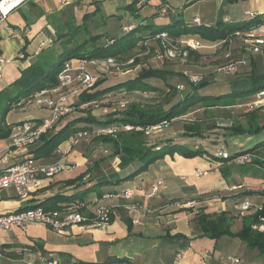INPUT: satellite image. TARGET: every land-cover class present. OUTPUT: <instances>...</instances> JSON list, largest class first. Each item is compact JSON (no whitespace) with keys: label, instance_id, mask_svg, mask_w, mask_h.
<instances>
[{"label":"crops","instance_id":"crops-1","mask_svg":"<svg viewBox=\"0 0 264 264\" xmlns=\"http://www.w3.org/2000/svg\"><path fill=\"white\" fill-rule=\"evenodd\" d=\"M133 1L22 0L5 20H0V58L4 59L0 62V90L19 78L21 70L28 67L42 49L54 43L56 31L50 15L75 2L78 3L75 7L76 19L81 23L85 13L99 8L98 14L109 16L100 21H104L103 26L114 35L130 25L132 20L123 7ZM204 1L147 0L142 11H146V15L155 13L163 2H168L174 9L184 6V10H190ZM210 1L215 3L213 8L201 13L197 10L193 16H199L205 24L216 23L220 17V7L224 4V0ZM137 6H140L139 3ZM236 8L240 12H236ZM223 11V21L245 20L249 12L264 13V0L227 3L223 5ZM171 17H157L155 21L166 23ZM262 54L257 59L264 57V51ZM256 65L258 72H264V62L262 65L257 62ZM60 92L59 87L37 92V95L32 96V101L21 107H14L8 113L7 123L12 125L25 120L48 118L51 110L40 99L54 94L58 98ZM76 101L77 96L71 97L69 103L73 109L62 118L78 116L81 109L86 108L83 104L75 106ZM69 139L56 148L61 152L55 149L49 156L29 154L41 163L60 162L65 168L50 179H41L26 200H21L13 188L4 190L0 199V213L38 205L58 193L72 194L80 191L95 184L94 177L110 178L122 173L124 169L130 171L125 166V161L121 163V158L110 154L108 149L105 150L104 158L95 159V162L91 158L98 149L90 156L88 154L91 148L85 152L74 145L69 150ZM224 140H232L242 147L250 145L251 148L255 142L264 141V130L257 135L239 134L227 136ZM11 144V136L0 138V172L20 158L19 155L10 153ZM237 150L239 148L234 152ZM259 157L264 160V149ZM222 165L223 162L207 156L187 158L176 153L156 161L131 181L113 186H95L85 196L84 212L91 216L97 205L109 206L113 209L110 222L99 227L74 225L62 233L41 223H31L25 228L15 226L10 230H0V241L8 248L0 252V264H44L37 247L46 250L53 261L59 264H71L74 261L103 263L108 259L124 260L111 264H264V254L257 249L248 248L238 237L221 236L213 239L203 236L195 219L198 209H203L206 213L226 212L230 217L232 230L238 231L244 220L251 218L257 206H264V176L258 169L234 168L231 175L225 178L220 171ZM201 170L207 171V174L198 176L197 171ZM158 179L164 181V186L158 194L151 195V187ZM72 180L76 182L70 184ZM126 187H133L135 191L131 198L119 194H104L107 191L119 192ZM243 199H249L254 207L238 213L235 205ZM189 200L195 201L194 206L183 205ZM15 245L26 248H16ZM15 253L21 254L20 257H15Z\"/></svg>","mask_w":264,"mask_h":264},{"label":"trees","instance_id":"trees-1","mask_svg":"<svg viewBox=\"0 0 264 264\" xmlns=\"http://www.w3.org/2000/svg\"><path fill=\"white\" fill-rule=\"evenodd\" d=\"M146 1L134 0L131 4L123 7L129 13L132 21L126 29L123 27L122 33L114 35L106 30V36H104V34L93 32L92 28L89 27V23H92L91 20L98 15L99 8L91 13H85L81 23L76 19L75 7H77L78 3L75 2L69 4L58 13L50 15L56 31L54 43L50 47L42 49L34 61L21 70L19 78L0 90V138L11 136L15 124H8L6 118L8 113L17 106L18 102L23 99L26 100L42 90L58 87V74L66 61L77 59L92 62L96 59H117L121 56L137 60L136 54L134 55L132 50L139 47L142 49L149 48V41L158 40L161 42V39L156 38L158 34L165 33L170 38L192 36L206 42H229L233 33L235 34L237 31L246 32L264 23V13L255 12L247 13L248 18L245 20L237 22L223 21V5L232 4L239 0H224V4L219 11L220 17L214 24L203 23L199 16L193 17L191 22L183 21V19L177 18L176 9L168 2H163L159 5L155 13L145 14V16L141 17V11ZM188 1L190 2L191 0ZM138 3L139 7L137 6ZM167 15L172 16L169 22L159 23L155 21L157 17ZM107 18L109 16L103 13L102 19ZM197 18L200 20L197 21ZM104 24V21H98L94 26H103ZM1 39L2 34L0 32ZM25 50L26 46L24 47ZM234 75L233 78L226 81L230 89L228 91L220 90L221 92L218 94L208 88L216 80L202 79L200 82H196L191 80L190 76H185L183 72L166 67L143 68L134 77L101 88L99 85L102 84L103 79L100 76V80L93 90H83L78 94L75 106L90 102H96L97 104V101L105 96L123 90L156 91L162 90L165 85V87H170L176 92L177 88H180V83L174 84L172 81L174 77H180V81L183 82L182 86L185 88L186 84L189 87V91L183 92L182 97L168 108L144 109L140 106H133L126 109L125 106L123 109H114L106 113L105 117H100L93 113L92 108L94 106L91 105L81 109V111L79 110L81 114L78 116H71L68 119L62 118V116L53 129L42 135L40 140L29 148L28 155L40 153V155L49 156L64 140L78 132L91 133L94 129H103L114 125H130L132 129L129 131L121 130L115 135L102 133L95 137L98 141L111 144L113 155L121 156V163L125 161V166L130 171L127 172L124 169L122 173L113 175L110 178L94 177L95 184L90 187H85L72 194L58 193L34 206L50 209L56 207L65 208L82 203L85 205V196L90 190L95 189V186H113L131 181L137 175L147 171L156 161L164 159L167 155L174 156L176 153L187 158L207 156L213 160L223 162L220 171L225 178L229 177L233 172L227 166L229 161L238 155L252 153L255 157L248 159L245 163H233V169L247 170L254 167L264 176V160L259 157L264 149V141L256 143L251 148L239 150V153L236 154H229L228 151L223 150V143L214 152L210 151L207 146V144L223 142V138L226 136L253 135L264 130V115L260 113V109L254 110L251 107L253 106L251 104L257 100V93L264 90V72H258L252 62L249 69L243 71H237L236 69ZM157 81H161L162 85H159L160 83ZM199 104H203L205 107L240 105L247 106L250 110L244 113V121H232L229 125L221 124L219 127L226 129L225 135L219 131L213 133L212 136L206 135L207 130H218L216 123L209 125L206 131L200 123H186L181 135L160 137L154 141H148L146 137L147 128L163 121L172 122L175 118L187 113ZM200 139L207 141V144L200 142ZM75 182L76 180H72L69 183L73 184ZM132 188L126 187L119 192L107 191L104 194L124 196L125 192L132 190ZM260 216H264V206L262 209H257L251 215V218L245 219L242 228L238 231L232 230L230 217L227 216L226 212L206 213L203 209H198L195 219L200 225L203 236L213 239H218L221 236L238 237L248 248L257 249L264 254V230H258L253 227L254 224L260 222ZM15 246L20 249L26 248L23 245ZM3 248L5 251L8 249L6 244H3ZM37 250L43 255L47 263L53 262L54 259L48 255L46 250L41 247H37ZM20 255L15 253L14 256L20 257ZM115 261L123 262L124 260L108 259V261L103 263L74 261L71 264H111Z\"/></svg>","mask_w":264,"mask_h":264},{"label":"rangeland","instance_id":"rangeland-1","mask_svg":"<svg viewBox=\"0 0 264 264\" xmlns=\"http://www.w3.org/2000/svg\"><path fill=\"white\" fill-rule=\"evenodd\" d=\"M214 4L215 3L213 1L205 0L201 4H198L196 8H192L190 10H184V6L176 7L177 18H181L183 19V21L192 20L194 12H196L197 10H199L200 13L207 12L209 11V9L213 8ZM236 12H240L238 8H236ZM145 14L146 11H142L141 17L145 16ZM102 16L103 14L99 13L97 17L93 18L91 20L92 23H89V27L92 28L93 32L104 34V36H106L105 34L107 29L104 26H94L96 22L102 19ZM119 33H122V31H120ZM187 37L189 38L192 36H180L178 38L167 37L161 40V42H159L158 40L149 41V48L142 49L141 47H139L132 50L134 55L136 54L135 56L137 60L133 58L129 59L124 56H121L117 59L112 58L110 60L96 59L94 63L89 64L90 67L87 66V69L101 73L103 79L102 84L99 85L101 88L104 86H111L112 84H115L119 81H124L131 77H134L143 68L166 67L178 72H183L185 76H190L191 80L194 78H198L199 80H196V82H200L202 79L216 80L215 82H212V84L209 85L208 88L209 90L211 89L210 91L214 90V93L218 94L222 90L228 91L230 89L229 85L227 84L228 82L226 81L235 76L233 72L229 71L231 65H235L237 71H243L245 69H249L252 62L255 64V67L257 66V62L261 65L264 62V57L257 59V56H263L262 52L264 51V49L261 52H252L247 46L246 41L241 39L234 33L231 36L229 42L204 41V46L197 50L190 49L184 43V39H186ZM74 62L78 63L79 61L77 59H74ZM180 80V77H174L172 79L174 84L177 85L180 83V88H177L176 92H174L172 88L167 86L165 87L164 85L162 90H123L112 95L105 96L103 99L97 101L99 104L97 103L93 105V113H95V115L97 116L105 117L106 113L113 111L114 109H123L121 107L122 102L126 103V109L133 106H140L144 109L155 107L168 108L182 97L183 92L189 91V87L185 84L184 88L182 86L183 82H181ZM157 82L160 83L159 85H162L161 81ZM70 92L71 91L69 88H63L58 95L65 94L69 96ZM52 97L56 98L57 95L54 94L52 95ZM69 101H71V97H69ZM251 107H253L254 110L260 109V113L264 115V105ZM249 110L250 109H248L247 106L240 105L228 107H205L203 106V104H199L190 109L187 113L180 115L172 122H169L168 124L163 126L162 130H149V132L148 130H146V137L149 142L154 141L160 137H176V135L182 134V132L184 131V125L186 123H200L203 125V129H205V131L207 130L209 125H213L214 123H216L218 125V130H207L206 135L208 134L209 136H212L213 133H216L217 131L225 135L224 133H226V129L219 126L221 124L229 125L232 121H244V113ZM100 131V129H94L91 133H87V135H85V137L76 144L77 149L84 150L85 152L89 148H91L88 156H90L95 149H98L95 150L91 158L93 162H95V159L104 158L105 150L107 149L109 150L110 154L113 153V147L111 146V144L105 143L103 141L98 142V140L95 139L96 136L102 134ZM200 142L207 144V141L203 139H200ZM231 142L232 140H224L223 142L218 144H207V146L210 151L214 152L217 150V148H220L221 144L223 143V150L231 152L229 154L239 153L238 150L237 152H234L238 148L239 150H245L250 147V145H247V147H242V145H239L237 143L234 144L233 142ZM258 142L260 141L255 142V144ZM117 156L121 158V156ZM240 156L241 155H238L236 158L227 163V166L231 170L234 167L233 163H239ZM112 157L115 156L112 155ZM109 166H111V163ZM206 174L207 171H197L198 176H203ZM134 193L135 191H133V195ZM188 202L195 203V201L189 200L186 201L183 205L186 207H192L187 205Z\"/></svg>","mask_w":264,"mask_h":264},{"label":"built area","instance_id":"built-area-1","mask_svg":"<svg viewBox=\"0 0 264 264\" xmlns=\"http://www.w3.org/2000/svg\"><path fill=\"white\" fill-rule=\"evenodd\" d=\"M9 1L11 0H0L1 21L5 20L12 9L22 2V0H20L16 2L14 7H8L7 3ZM196 20L199 21L200 19L197 18ZM235 34L246 41L247 46L252 52H261L264 49V23L246 32L237 31ZM167 37L168 36L165 33L158 34L156 36L157 39L161 40ZM203 42L204 41L198 37H187L184 39V43L193 50L203 47ZM3 61L4 59L0 58V62ZM78 61V63H75L74 60L66 61L58 74V87L60 89L69 88L71 91L69 96L61 94L58 98L50 96L42 97L40 99L50 108V116L42 121L25 120L14 125L11 134L12 144L10 153L19 155L20 158L0 172V199L4 190L13 188L21 200H26L30 197L32 189L38 185L41 179H50L65 168V166L60 162L41 163L33 156L27 155V152L31 146L40 140L42 135L53 129L54 125L62 116L72 111L73 108L69 103V97H76L83 90H93L100 80L101 73L87 69V64L94 63V61ZM235 70L236 66L231 65L229 71L234 73ZM192 80L196 81L199 79L194 78ZM29 101H32V97L26 100H21L18 102L16 107H21L22 104L28 103ZM94 104L96 103L90 102L83 105L85 107H90ZM125 104V102H122L121 107H125ZM251 105H264V90L257 93V100ZM168 123L169 122L167 121H163L157 125L147 128V130L148 132L149 130H162L163 126ZM131 129L132 126L130 125H114L100 129V132L115 135L121 130L129 131ZM85 135H87L86 132H78L74 136H71L69 139V150L82 138H84ZM56 151L61 152L60 149H56ZM252 157H254L252 153H245L239 157V162L245 163ZM163 186L164 181L162 179H158L152 185L150 194H158ZM132 196L133 189L126 191L124 194L125 198H131ZM187 205L194 206V202H188ZM235 206L238 213L246 212L254 207L253 203L249 199L238 201ZM84 207L85 205L82 203L65 208L56 207L47 209L42 206H34L30 208H21L2 212L0 213V230H10L15 226L25 228L31 223H41L57 232L62 233L68 228L79 224H88L99 227L107 224L112 218L113 209L109 206L97 205L91 216L86 215L83 209ZM262 208L263 206H257L255 210ZM253 227L258 230H264V216H260V222L254 224ZM3 251H5V249L3 248V243L0 241V252ZM39 256L44 264H57L54 261L47 263L40 252ZM230 259L236 262L239 261L236 258Z\"/></svg>","mask_w":264,"mask_h":264},{"label":"bare ground","instance_id":"bare-ground-1","mask_svg":"<svg viewBox=\"0 0 264 264\" xmlns=\"http://www.w3.org/2000/svg\"><path fill=\"white\" fill-rule=\"evenodd\" d=\"M18 1H20V0H11V1H9V2L7 3V6H8V7H14V5L16 4V2H18Z\"/></svg>","mask_w":264,"mask_h":264}]
</instances>
